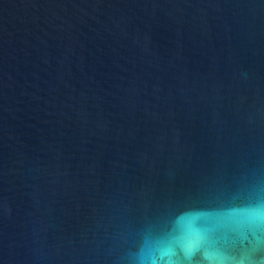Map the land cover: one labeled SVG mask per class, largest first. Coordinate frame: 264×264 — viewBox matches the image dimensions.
<instances>
[{"label":"water","instance_id":"obj_1","mask_svg":"<svg viewBox=\"0 0 264 264\" xmlns=\"http://www.w3.org/2000/svg\"><path fill=\"white\" fill-rule=\"evenodd\" d=\"M257 237L264 0H0V264Z\"/></svg>","mask_w":264,"mask_h":264},{"label":"clouds","instance_id":"obj_2","mask_svg":"<svg viewBox=\"0 0 264 264\" xmlns=\"http://www.w3.org/2000/svg\"><path fill=\"white\" fill-rule=\"evenodd\" d=\"M262 249H264V240L257 237L250 250L251 254L239 260H226L219 253L210 254L195 246H181L179 250H171L162 260L148 258L141 253L137 257L136 264H264V257L255 258L253 255Z\"/></svg>","mask_w":264,"mask_h":264}]
</instances>
